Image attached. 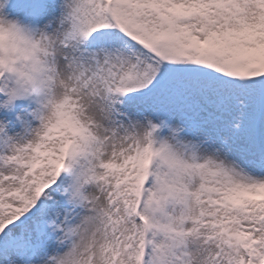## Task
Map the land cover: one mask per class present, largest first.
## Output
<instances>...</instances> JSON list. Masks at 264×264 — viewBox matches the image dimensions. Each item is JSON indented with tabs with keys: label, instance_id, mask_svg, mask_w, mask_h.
<instances>
[{
	"label": "snow or ice",
	"instance_id": "1",
	"mask_svg": "<svg viewBox=\"0 0 264 264\" xmlns=\"http://www.w3.org/2000/svg\"><path fill=\"white\" fill-rule=\"evenodd\" d=\"M7 12L51 62L0 45V264H264V0Z\"/></svg>",
	"mask_w": 264,
	"mask_h": 264
},
{
	"label": "clouds",
	"instance_id": "2",
	"mask_svg": "<svg viewBox=\"0 0 264 264\" xmlns=\"http://www.w3.org/2000/svg\"><path fill=\"white\" fill-rule=\"evenodd\" d=\"M0 5H3L0 7V45L8 46L7 57L10 64L5 70L21 79L39 76L44 61L47 59L50 63L51 56L45 57L42 50L33 49L29 40L24 36L9 33L10 26L15 25L17 28L24 29L26 25L21 18L7 12L8 0H0ZM35 39L38 40L39 37ZM0 55H3L2 51ZM55 91L59 95L61 90L57 87Z\"/></svg>",
	"mask_w": 264,
	"mask_h": 264
},
{
	"label": "rangeland",
	"instance_id": "3",
	"mask_svg": "<svg viewBox=\"0 0 264 264\" xmlns=\"http://www.w3.org/2000/svg\"><path fill=\"white\" fill-rule=\"evenodd\" d=\"M16 103L20 106H27L29 105L30 101L28 99H22V100H18ZM33 106H34V103H33ZM17 131H19V129Z\"/></svg>",
	"mask_w": 264,
	"mask_h": 264
},
{
	"label": "bare ground",
	"instance_id": "4",
	"mask_svg": "<svg viewBox=\"0 0 264 264\" xmlns=\"http://www.w3.org/2000/svg\"><path fill=\"white\" fill-rule=\"evenodd\" d=\"M19 129V125H17V127L14 129V131H17Z\"/></svg>",
	"mask_w": 264,
	"mask_h": 264
}]
</instances>
